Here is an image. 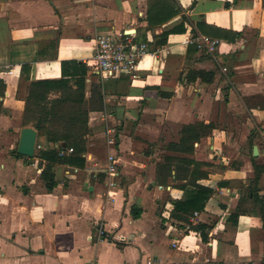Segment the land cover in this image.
Here are the masks:
<instances>
[{"label":"crops","instance_id":"0c3cea01","mask_svg":"<svg viewBox=\"0 0 264 264\" xmlns=\"http://www.w3.org/2000/svg\"><path fill=\"white\" fill-rule=\"evenodd\" d=\"M160 1L0 0V264H264V0H163L174 15L150 26ZM181 22L186 31L155 45ZM108 30H130L151 54L133 74L102 80L99 109L89 63L96 34ZM198 36L218 40L213 54ZM66 59L89 66L87 151L81 168L55 165L48 190L39 159L16 148L29 82L59 78ZM189 70L212 80L187 81ZM198 122L214 127L191 149L170 147ZM195 169L206 173L196 184L213 192L203 209L175 218Z\"/></svg>","mask_w":264,"mask_h":264},{"label":"trees","instance_id":"16d2710c","mask_svg":"<svg viewBox=\"0 0 264 264\" xmlns=\"http://www.w3.org/2000/svg\"><path fill=\"white\" fill-rule=\"evenodd\" d=\"M174 15V11H165L163 0L156 3L154 9L148 10V25L163 23ZM185 20V18H184ZM186 31L184 22L164 30L157 37L160 38L155 45H164L166 38L170 33H182ZM61 75L54 79H36L29 82L25 96L22 123L31 124L36 128L38 137H43L46 147H40L36 151V157L39 159L41 168V177L48 190L55 185L53 169L57 164H66L81 168L85 164L84 154L87 151V135L89 133L88 113L86 107V78L89 66L80 60L66 59L60 62ZM95 80L91 83L90 92L92 99L103 106L102 91L103 81L97 74H91ZM213 74L206 70H189L187 81L199 78L210 82ZM54 95V96H52ZM93 103V101H92ZM214 127L211 123L198 122L182 126L181 136L178 142L171 143L170 147L174 150L191 149L192 144L198 141L200 137L206 136ZM39 144V142H38ZM48 144H51L50 146ZM72 148L71 152L67 150ZM19 156H22L18 154ZM168 161L175 158L167 157ZM184 159V158H183ZM190 162V161H189ZM196 164H203L202 162ZM256 181L259 179L260 166L254 164ZM204 171H191L188 183L192 188L184 187V198L174 202L171 215L175 218L186 219V214L193 210L203 209L206 200L213 192L211 188L196 184V177H204ZM255 191L250 188L247 191V197L255 196ZM251 195V196H250ZM243 198H240L236 210L230 214V220L236 221L242 209ZM196 230H205V224H196ZM202 239L206 236L202 232Z\"/></svg>","mask_w":264,"mask_h":264},{"label":"built area","instance_id":"2783aa9c","mask_svg":"<svg viewBox=\"0 0 264 264\" xmlns=\"http://www.w3.org/2000/svg\"><path fill=\"white\" fill-rule=\"evenodd\" d=\"M195 41L210 54L215 52L218 43V40L207 36H198ZM150 54L148 43L136 42L133 33L114 30L100 31L95 36V47L89 66L91 73H95L100 76L101 80H105L118 77L123 73L133 74L144 58ZM112 129V126H108L107 133H111ZM37 148H39L38 144ZM67 151L71 152L72 148ZM114 160V156L109 154L106 168L111 173L116 172ZM85 264H98V262L92 260Z\"/></svg>","mask_w":264,"mask_h":264},{"label":"water","instance_id":"95a60500","mask_svg":"<svg viewBox=\"0 0 264 264\" xmlns=\"http://www.w3.org/2000/svg\"><path fill=\"white\" fill-rule=\"evenodd\" d=\"M127 31L126 33H129ZM37 130L32 125H25L20 130V138L18 141V145L16 151L18 154L33 158L36 156L37 151ZM253 153H257V148H253Z\"/></svg>","mask_w":264,"mask_h":264},{"label":"rangeland","instance_id":"374dc122","mask_svg":"<svg viewBox=\"0 0 264 264\" xmlns=\"http://www.w3.org/2000/svg\"><path fill=\"white\" fill-rule=\"evenodd\" d=\"M100 125H101L100 128L103 127V129H105L106 126H107L105 121H104L103 123H100ZM176 130H177V127H174V129L172 128V129L170 130V134H171V136L174 137V134H175ZM160 145H163V146H164L165 143H162V144L159 143V144H158V148L160 147ZM37 149H38V148H37Z\"/></svg>","mask_w":264,"mask_h":264}]
</instances>
